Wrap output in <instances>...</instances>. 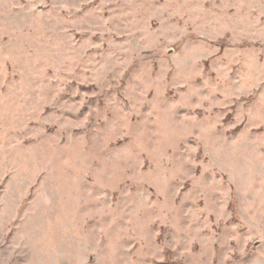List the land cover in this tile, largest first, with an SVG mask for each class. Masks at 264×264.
Instances as JSON below:
<instances>
[{"label": "rangeland", "instance_id": "374dc122", "mask_svg": "<svg viewBox=\"0 0 264 264\" xmlns=\"http://www.w3.org/2000/svg\"><path fill=\"white\" fill-rule=\"evenodd\" d=\"M0 264H264V0H0Z\"/></svg>", "mask_w": 264, "mask_h": 264}]
</instances>
